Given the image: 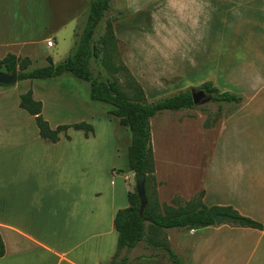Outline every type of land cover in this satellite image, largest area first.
<instances>
[{"label": "rangeland", "instance_id": "obj_1", "mask_svg": "<svg viewBox=\"0 0 264 264\" xmlns=\"http://www.w3.org/2000/svg\"><path fill=\"white\" fill-rule=\"evenodd\" d=\"M87 1L89 6L93 0ZM160 8L161 0H112L111 9L105 16V19L112 21L119 40V57L143 89L147 102L190 91L200 86L197 79L210 76L211 83L244 96L245 101L251 100V105L261 103L264 97V51L238 47V42L234 47L220 48L222 41L218 40L216 48L211 50L210 60L206 62L211 63L210 66L198 71L190 65L177 64L178 55L175 53L178 50L161 49ZM84 11L73 21L72 27L68 26L56 36L52 48L43 49L52 56L54 63L63 61L75 46L88 10ZM104 24L105 20L97 28L95 43L104 30ZM165 36L173 43L178 41L173 33H166ZM179 52L185 53L182 50ZM100 55L98 53L91 59V69L110 79L111 74L100 63ZM249 61L252 64H248ZM214 62L216 66L212 69ZM47 64V60L35 57L29 69ZM117 76L122 88L132 96V77L123 71H119ZM251 76H255V79L250 81ZM224 81L227 84H223ZM28 89L32 90L35 99L42 102V116L51 128L85 121L93 126V133L86 137L81 130L69 128L67 134L70 141L61 134L55 144L34 138L38 136L34 118L18 106L19 95ZM249 95H252L251 99L247 98ZM221 104V111H218L219 103L211 100L194 107L190 112L199 119L187 122L180 120L179 113L173 111H160L150 119L155 179L148 181V193L152 200L158 202L160 212L163 205H184L189 201L202 200L199 180L207 167L214 140V132H207L206 125L218 120L223 110L236 105ZM0 106L3 108L0 109V132L10 133L8 127L17 126V130L22 131L27 139L21 148L0 144V152H4L0 154V192L20 185L28 189L20 210L23 215L19 218L20 225L28 233L41 234L44 241L51 245L65 241L80 242L78 238L90 230L105 226V212L102 215V210L113 205V199L107 194L112 187V196L118 200L113 205L114 213L118 208L127 206V194L135 188V173L127 164L130 131L109 113L110 105L90 99L87 82L64 74L51 79H28L0 85ZM254 118L261 121L260 116H251V119ZM260 130L253 120L248 121L244 126L245 137L249 140L259 139L254 133ZM247 143L252 152L253 145L250 141ZM255 148L261 153L264 142ZM18 154H34L29 163L25 158L27 170L24 169V172L23 167L18 172L15 161ZM91 211L96 214L92 215ZM164 232L167 238L170 237V245L176 251V239L182 230L171 228ZM10 236V253L33 249L34 246L26 238L16 234ZM110 244H113V248L106 257L108 261L98 260L95 264L109 262L116 242ZM144 247L142 242L130 252L131 264H170L165 255L141 258V254L149 252ZM78 249L52 253V260L41 252L35 256L32 264H61L68 259L71 260L68 264H74V261L82 264V260L73 253Z\"/></svg>", "mask_w": 264, "mask_h": 264}, {"label": "crops", "instance_id": "obj_2", "mask_svg": "<svg viewBox=\"0 0 264 264\" xmlns=\"http://www.w3.org/2000/svg\"><path fill=\"white\" fill-rule=\"evenodd\" d=\"M87 2V0H0V58L11 53L18 57H27L31 63L35 57L47 60L49 56L53 61L52 56L43 49L52 48L56 36L63 33L68 26L72 27L73 21L84 10H88ZM159 16L161 49L178 50L175 53L178 55L177 64L190 65L194 70L201 71L202 68L210 66L211 63L206 62L210 60L211 50L216 48L218 40L222 41L220 48H231L238 42V47L245 46L264 51V0H161ZM166 33L175 34L177 43L168 40ZM49 39L53 42L51 46L47 45ZM179 50L185 53H180ZM166 58L168 60V57ZM248 64L252 62L249 61ZM215 66L214 62L212 69ZM253 79L255 76L249 78L250 81ZM209 81L212 82L210 76L197 79L198 86ZM223 84L227 82L224 81ZM213 86L220 91H227V87L220 88L215 83ZM247 98L251 99L252 95ZM250 101H245L243 96L242 102L230 108L231 110H223L218 120L206 125L207 132H214V140L199 185L203 192L202 202L206 206H231L238 213L258 220L264 226V150L261 153L255 150V147L264 142V97L257 106L251 105ZM0 109H3L2 106ZM191 110L193 108L160 111L179 113L178 118L185 122L199 119L190 112ZM253 115L260 116L261 121L251 119ZM251 120L261 129L259 133H254L259 139L249 140L245 137L244 126ZM8 128L11 130L10 133L0 132V144L24 147L27 139L23 132L17 130V126ZM34 138L40 142L50 143L43 140L39 134ZM248 141L253 145L252 152L247 145ZM33 155L18 154L15 157L18 172L20 167H23V172L24 169L27 170L25 158L29 163ZM27 191L28 189L20 185L12 190L0 192V235L5 247L0 264H32L35 256H39L41 252L50 256L52 260V253H65L73 251L76 247L79 249L73 253L82 260V264H95L96 261H103L108 257L113 248V244L110 243L117 240L112 225L115 214L113 205L118 200L112 196L113 187L107 192L114 201L113 205L102 210V215L105 212L103 217L105 226L98 230L97 228L90 230L88 234L78 238L80 242L65 241L55 245L44 241L39 233H28L29 231L20 225L19 218L23 215L20 210L23 208L24 193ZM91 214L96 213L91 211ZM177 229L182 230L176 239L177 249L175 247V251L171 248L183 258H181L183 264H264V230L233 226L228 221L199 229ZM12 234L26 238L34 246L33 249L10 253L8 240ZM168 239L170 240V237ZM144 249L149 252L141 254V258L156 256L151 255L152 250L146 247ZM107 261L106 259L105 262ZM69 262L71 260L68 259L62 263ZM74 264L77 263L74 261Z\"/></svg>", "mask_w": 264, "mask_h": 264}, {"label": "trees", "instance_id": "obj_3", "mask_svg": "<svg viewBox=\"0 0 264 264\" xmlns=\"http://www.w3.org/2000/svg\"><path fill=\"white\" fill-rule=\"evenodd\" d=\"M112 0H93L88 7L84 26L78 40L61 62L54 63L47 57L48 64L29 69L31 61L27 57H18L8 53L0 58V71L12 73L17 71L18 80L51 79L69 74L89 84V97L92 101L102 102L111 106L109 113L115 116L119 123L130 131V145L127 150L128 168L135 174L145 175L146 207L140 215V199L133 191L128 192V204L117 209L113 217V227L117 233L116 249L108 264H131L129 252L140 242L151 255H165L170 264H183L182 259L171 248L165 234V229L181 228L183 230L199 229L214 225L217 213L228 214L233 226L250 227L264 230L261 222L242 215L231 206H206L202 200L189 201L184 205H163L162 212L159 204L152 200L148 193V181L154 180V159L151 145L150 119L160 110H180L196 107L193 104L190 91H181L155 102H147L143 89L133 79L134 77L121 61L117 52L116 38L106 13L111 9ZM120 13V12H119ZM105 20L104 30L95 43L94 36L101 21ZM100 53V63L109 79L94 73L91 69V59ZM123 71L131 79L133 95L128 94L121 86L117 73ZM199 87L211 94V101L218 102V111L222 104H239L243 97L231 91H220L211 82H205ZM19 107L33 116L39 136L50 143H56L63 134L70 139L67 130H81L86 137L93 133V126L85 121L73 124H61L51 128L42 116V102L33 97L31 89L19 95ZM203 192L200 193V198ZM175 202V200H174ZM5 253L4 242L0 235V257Z\"/></svg>", "mask_w": 264, "mask_h": 264}, {"label": "water", "instance_id": "obj_4", "mask_svg": "<svg viewBox=\"0 0 264 264\" xmlns=\"http://www.w3.org/2000/svg\"><path fill=\"white\" fill-rule=\"evenodd\" d=\"M18 80L17 71L8 73L5 71H0V84L1 85H10L15 83ZM191 98L195 106H200L211 99V94L204 88L196 87L190 90ZM145 175L144 174H135V190L140 199V215H142L146 207V196H145ZM232 220V216L223 213H217L214 216V223L220 224L223 221Z\"/></svg>", "mask_w": 264, "mask_h": 264}, {"label": "built area", "instance_id": "obj_5", "mask_svg": "<svg viewBox=\"0 0 264 264\" xmlns=\"http://www.w3.org/2000/svg\"><path fill=\"white\" fill-rule=\"evenodd\" d=\"M53 44V42H52V40L51 39H49V40H47V45L48 46H51ZM116 232V231H115ZM117 234V233H116Z\"/></svg>", "mask_w": 264, "mask_h": 264}]
</instances>
